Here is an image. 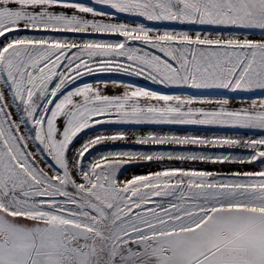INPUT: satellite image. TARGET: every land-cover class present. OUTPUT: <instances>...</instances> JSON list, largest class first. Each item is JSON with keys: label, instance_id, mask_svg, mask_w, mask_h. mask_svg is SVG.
<instances>
[{"label": "snow or ice", "instance_id": "1", "mask_svg": "<svg viewBox=\"0 0 264 264\" xmlns=\"http://www.w3.org/2000/svg\"><path fill=\"white\" fill-rule=\"evenodd\" d=\"M121 15L232 31L160 30ZM257 32L264 37V0H0V264H264V135L129 141L122 128L97 127L264 132V99L234 108L227 95L203 94L264 96V38H249ZM100 73L176 91L113 80L125 90L108 95L77 84ZM168 145L179 147H156ZM225 148L244 154L212 151ZM196 162L256 170L221 174ZM132 166L149 171L121 179Z\"/></svg>", "mask_w": 264, "mask_h": 264}, {"label": "rangeland", "instance_id": "2", "mask_svg": "<svg viewBox=\"0 0 264 264\" xmlns=\"http://www.w3.org/2000/svg\"><path fill=\"white\" fill-rule=\"evenodd\" d=\"M81 2L84 3H91V0H81ZM118 20L120 22H128V23H146L149 26L157 27L160 30H164L165 28H176L177 30H207L213 32L215 35L217 32L224 31L226 34L229 31L232 30H226V29H215L211 28L209 26H187V25H178L174 23L169 22H149L145 21L142 18H135V17H129L121 15L118 17ZM72 35V34H69ZM93 38H115V37H93ZM250 39L259 40L264 37H262L258 32L253 33L249 36ZM121 81L124 85L132 84L134 86L144 87L156 91L161 92H172L176 91L174 89H167L164 88L161 85H157L152 83L151 81L145 80L142 77H129L122 74H94L91 76H85L80 81L77 82V84L82 85L83 83H91L94 86H100L102 88V91L105 94L108 95H115L123 92L125 89L123 86L117 87L111 83V81ZM99 81H108V86L106 88L103 87V85L99 84ZM197 90H188V93L195 92ZM203 94L210 95L212 98H220L221 95H227L230 98V107H241V106H247V104L251 103L252 99H257L258 97H264L261 96L259 93H226L224 90H211L205 91ZM234 97V98H233ZM241 97H243V101L241 100ZM258 102V101H257ZM15 118V117H14ZM101 130H107L109 134L116 131L117 129L122 128L128 133V140L131 141L134 139L135 135H144L150 132H155L157 134H176V135H199V136H205V137H213V136H240V137H250V138H259L260 136L264 135V132L260 130H247V129H230V128H222L217 126H203V125H138V126H116V125H104V126H97ZM95 132V129L93 130H85L84 133L80 134V137L76 141V146L78 147L81 143L84 142L88 138V136L93 135ZM123 142H115L114 144H107V145H100L97 146L95 149H93V153L98 152L101 149H104L106 147H122ZM30 149L35 150V145L31 144L29 145ZM127 147L130 148H142L144 146L141 145H135V144H128ZM159 148H173V147H179V146H156ZM193 147V146H188ZM212 151H228L233 152L237 154H244L243 149L239 148H232V149H212ZM178 163V162H177ZM193 167L197 169H203L207 171H212L216 173L221 174H228L234 171H240V170H256V167L254 165H240V164H210V163H199L196 162L192 165ZM151 170H155L153 167ZM149 171L148 167H137L132 166L131 171L126 172L121 179L124 178H131L134 174H141L144 172Z\"/></svg>", "mask_w": 264, "mask_h": 264}, {"label": "bare ground", "instance_id": "3", "mask_svg": "<svg viewBox=\"0 0 264 264\" xmlns=\"http://www.w3.org/2000/svg\"><path fill=\"white\" fill-rule=\"evenodd\" d=\"M260 99H264V97H258L256 100L259 102Z\"/></svg>", "mask_w": 264, "mask_h": 264}]
</instances>
